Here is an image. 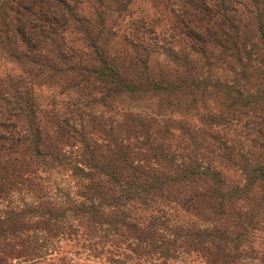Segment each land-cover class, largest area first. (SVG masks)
Segmentation results:
<instances>
[{"label": "trees", "instance_id": "obj_1", "mask_svg": "<svg viewBox=\"0 0 264 264\" xmlns=\"http://www.w3.org/2000/svg\"><path fill=\"white\" fill-rule=\"evenodd\" d=\"M0 264H264V0H0Z\"/></svg>", "mask_w": 264, "mask_h": 264}]
</instances>
